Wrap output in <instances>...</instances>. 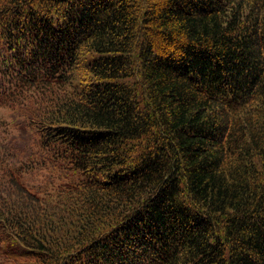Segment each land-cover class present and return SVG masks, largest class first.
<instances>
[{"label":"trees","instance_id":"trees-1","mask_svg":"<svg viewBox=\"0 0 264 264\" xmlns=\"http://www.w3.org/2000/svg\"><path fill=\"white\" fill-rule=\"evenodd\" d=\"M0 264H264V0H0Z\"/></svg>","mask_w":264,"mask_h":264}]
</instances>
